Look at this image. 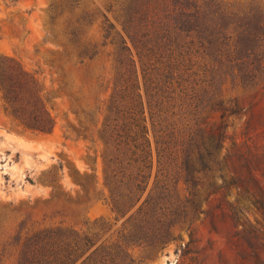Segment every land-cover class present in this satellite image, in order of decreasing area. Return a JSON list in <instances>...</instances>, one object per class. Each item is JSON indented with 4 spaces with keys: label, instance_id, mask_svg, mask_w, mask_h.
Instances as JSON below:
<instances>
[{
    "label": "trees",
    "instance_id": "obj_1",
    "mask_svg": "<svg viewBox=\"0 0 264 264\" xmlns=\"http://www.w3.org/2000/svg\"><path fill=\"white\" fill-rule=\"evenodd\" d=\"M6 1L10 6L18 2ZM241 1L122 0L120 13L113 6L109 9L115 23L106 15L99 17L80 0H61L47 14L50 30L43 42L60 37L67 49L61 69L67 65L73 70L83 68L98 58L101 48H111L107 80L89 69L79 93L104 84L110 88L103 118L93 131L102 147L105 201L113 213L128 215L124 225L128 232L151 234L152 246L162 244L171 228L197 215L200 192L196 186L203 180L201 174L206 177L213 172L223 138L221 121L217 124L205 116L207 110L222 108L215 95L207 98L215 63L209 52L217 50L218 44L221 51L223 40L234 36L233 24L235 31L243 29L237 36L239 49L232 50L238 60L249 61L260 45L262 20L241 19L242 12L235 11ZM8 24L14 26L12 20ZM18 24L20 30H12V35L23 41L29 33L21 19ZM95 25L99 43L90 36ZM34 52L38 53L37 48ZM54 64L51 61L50 67L55 68ZM75 86L73 81L70 90L77 95ZM0 94L5 111L21 127L40 135L52 134L55 122L36 73L26 71L14 58L0 59ZM142 96L154 130L156 167L152 188L144 199L153 152ZM219 178L224 181V176ZM61 215L65 211L58 209L40 222L28 217L21 223L15 247L21 248L22 264H127L109 254L107 241L95 246L103 229L92 234L63 220L53 221Z\"/></svg>",
    "mask_w": 264,
    "mask_h": 264
},
{
    "label": "rangeland",
    "instance_id": "obj_2",
    "mask_svg": "<svg viewBox=\"0 0 264 264\" xmlns=\"http://www.w3.org/2000/svg\"><path fill=\"white\" fill-rule=\"evenodd\" d=\"M60 1L18 0L10 6L0 0V59L14 58L26 71L36 73L41 95L55 122L50 135L24 129L5 111L0 94V264H22L21 248L15 245L26 218L40 222L58 209L65 215L53 221L63 220L76 230L92 234L103 229L95 246L107 241L109 254L127 264H264V0H244L235 7L242 12L241 19L262 20L260 45L249 61L242 63L232 52L239 49L237 36L243 34V29L234 30V24L230 30L234 36L223 40L221 51L218 44L217 50L209 52V59L215 63L207 98L215 95L222 108L207 110L205 116L217 124L221 121L223 138L213 172L206 177L201 174L203 180L196 186L200 192L197 215L171 228L163 243L154 246L150 245L154 241L151 234L128 232L124 227L128 215L113 213L105 201L108 192L102 147L93 131L94 124L103 118L110 88L104 84L100 89L79 93L89 69L107 80V53L111 48H101L98 58L83 68L73 70L67 65L61 69L67 49L60 37L43 42L45 32L50 30L47 14ZM209 1L213 0H204L207 4ZM80 2L113 23L109 9L113 6L120 13L123 3ZM20 19L29 33L23 41L12 35V30H20ZM10 20L13 27L8 24ZM90 36L100 42L97 25ZM51 61L55 68L50 67ZM73 81L77 95L70 90ZM92 83L95 88L96 82ZM142 99L153 152L144 199L152 188L156 167L154 130L146 99ZM76 201L79 205L72 204Z\"/></svg>",
    "mask_w": 264,
    "mask_h": 264
}]
</instances>
